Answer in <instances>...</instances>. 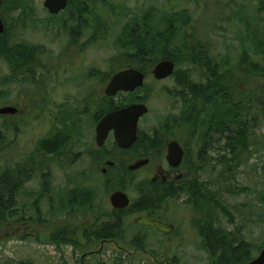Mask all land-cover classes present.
Wrapping results in <instances>:
<instances>
[{
  "label": "rangeland",
  "instance_id": "obj_1",
  "mask_svg": "<svg viewBox=\"0 0 264 264\" xmlns=\"http://www.w3.org/2000/svg\"><path fill=\"white\" fill-rule=\"evenodd\" d=\"M43 2L20 0L18 5L15 0H2L0 6L9 43L33 46L39 55L35 78L27 81L26 76H21L14 82L9 81V66L0 57V107L20 108L16 115L0 116V176L26 169L31 160L41 158L42 153L37 152L39 142L58 130L70 135V141L61 151L63 155L42 156L47 164L42 173L49 169L52 174L23 180L15 208L0 228V264H214L195 224L191 196L184 192L169 198L153 214L171 224L172 231L166 233L137 223L140 214H128L121 226L111 231L117 242L102 248L95 232L116 218L112 216L110 195L118 188L99 186L120 185V178H103L100 174L85 177V158L73 166L66 160L93 148L92 115L98 110L97 100L105 94L110 68H118L119 60L136 51L127 45L128 29H136L133 36L153 22L159 31L173 29L168 42L174 53L184 39H188L189 45H193V39H202L210 45V55L224 61L225 68L233 74L244 51H250L256 59L258 51L261 53L264 0H95L97 14L101 15L98 23L108 24L105 34L95 28L94 17L87 14L84 20L94 23L95 33L93 28L74 33L76 22L69 15L76 9L53 15ZM91 32L95 36L92 43L88 41ZM73 38L77 43H73ZM146 63L147 67L154 65L152 60ZM177 79L204 83L194 65L180 62L172 76L156 81L150 72L142 88L121 92L113 97V102L124 106L139 97L145 99L150 111L140 119L141 137L162 139L166 134L174 135L173 124H186L183 131L187 133L188 128L191 132L193 155L199 158L201 151L208 161V171L200 172L197 181L209 183L225 211L221 225L235 231L238 240L249 242L255 258L264 248V147L258 145L235 154L237 149L226 145L228 140L223 134V138L214 136L203 149L202 129L197 132L186 123L191 96L184 98L186 90ZM247 82L261 86L264 77L248 76ZM229 86L247 90L239 77ZM72 110L79 112L77 128L64 122L62 116ZM263 112L258 137L264 134ZM112 144L113 135L107 142L108 149H112ZM118 154L121 159L129 157L126 153ZM231 158L234 160L229 161ZM59 159L60 165L54 164ZM45 183L49 188H44ZM137 184L140 182H129V186ZM140 189L126 188L132 202L139 197ZM56 233L61 240L67 236L69 241L53 242ZM88 250L98 253L82 263V255Z\"/></svg>",
  "mask_w": 264,
  "mask_h": 264
},
{
  "label": "trees",
  "instance_id": "obj_2",
  "mask_svg": "<svg viewBox=\"0 0 264 264\" xmlns=\"http://www.w3.org/2000/svg\"><path fill=\"white\" fill-rule=\"evenodd\" d=\"M19 1L15 0L18 5L20 4ZM72 9L77 11L69 15L76 22L74 33L78 31L77 34H79L85 27H92L94 33L95 28L104 30H100L101 34L106 33L108 24L99 25L97 20L101 15L97 14L96 9L98 8L95 5V0H83L82 2L70 0L67 10ZM86 14L91 18L94 17L97 27L94 28V23L90 20H84ZM167 20L170 22L171 19ZM146 28L145 31L137 33L136 36H133L136 29L132 27L127 30L129 35L126 36V40L129 42L127 45L136 48L135 54L119 60V67L116 69L114 65L111 66L112 71L109 76L111 77L116 72L131 67L148 74L152 71V67L162 59H171L176 63V66L180 62L190 63L199 70L204 83H198L195 80L188 83L186 79H177V82L186 90L184 98L191 96L186 123L197 132L198 129H202V148H206L214 136L219 135L223 138V134H226L225 138L228 140L226 145L234 151L237 149L235 154H243L258 145L264 147V134L262 137L257 135L260 128L258 122L262 119L261 112L264 111V83L254 87L247 82L248 76H256L258 79L264 77V55L261 56L264 51V39L259 41L262 46L261 53L258 51L257 59L250 51H244L240 62L233 70L234 73L231 74L225 68L227 64L224 61H218L215 56L210 55V45L203 43L202 39H193V45H189L188 39L183 38V45L179 46L177 52L174 53L170 49V42H168L173 29L167 28L165 31H159L155 22L147 24ZM6 33L7 28L0 39V57L9 66V81H18V77L21 76H26L27 81L33 80L39 66L37 50L33 46L25 44L11 45ZM76 40L73 38V43H77ZM146 60H152V65H154L147 67ZM237 77L245 81L247 90L234 89L229 86L235 82ZM101 99L97 100L99 113L110 110V108L120 107L113 102L107 103ZM183 125L186 126L185 123ZM68 140L70 141V135L67 134L66 136L58 130L49 138H44L39 142L37 152L45 155L59 154L69 143ZM201 154L200 151L199 158L196 157L199 160L195 158L193 161L194 188L190 192L185 188L183 191L191 196V204L196 212L195 224L202 237L203 247L213 259L214 264H245L253 259L250 243L245 239L238 240L235 231H229L221 225L225 211L218 204L216 194L208 186V182L197 181L200 172L206 173L208 171L207 160ZM234 158L228 160H234ZM25 177H28L26 169L22 168L16 172H5L0 176V228L8 222L15 208V197ZM139 191V197L132 202L129 214L137 213L161 221L164 219L153 214L162 209L169 198L179 197H169L173 193L170 188H141ZM229 192L232 193V191ZM120 226V222L116 220L103 226L95 232L98 235L97 240H102L106 235L112 234L111 231H116ZM55 236L56 238L52 239L55 243L69 241L66 240L69 239L67 236L62 240L58 237V233Z\"/></svg>",
  "mask_w": 264,
  "mask_h": 264
},
{
  "label": "flooded vegetation",
  "instance_id": "obj_3",
  "mask_svg": "<svg viewBox=\"0 0 264 264\" xmlns=\"http://www.w3.org/2000/svg\"><path fill=\"white\" fill-rule=\"evenodd\" d=\"M71 12V10H65L64 12ZM74 12H77L76 10ZM92 27H85V30ZM83 32V30H82ZM3 35H0V39ZM95 36L92 34L89 35L88 41L92 43V40ZM157 81V80H156ZM179 85V84H178ZM180 86V85H179ZM105 91V88H104ZM101 100L106 101L107 103L113 102V97L107 96L106 94L101 95ZM145 102V99L139 97L136 99L134 103ZM114 103V102H113ZM146 103V102H145ZM6 106V105H5ZM13 106V105H12ZM114 106V105H111ZM125 106V105H124ZM2 107V106H1ZM18 111L15 114H2L0 116L6 117L11 115H16L20 112V108L15 106ZM123 107V106H120ZM119 107V108H120ZM119 108H110V110L100 111V113L95 111L94 115H92V123L95 124V138L93 141V148L88 152H81L70 156L66 162L68 164H75L77 160L81 158H85V162L83 163L82 175L85 177H97L102 176L103 178H107L108 176L119 177L120 185H101L99 188H118L115 191H126V188H170L172 194L171 196H176L178 193H183L185 191L184 188L190 192L192 188H194V159L196 158L191 149V132L187 128V133L183 131L185 128L183 126L184 123L179 122L175 123L174 135L166 134L162 139L155 138H147L141 137L142 133L139 128L138 130V139L137 142L134 143L129 148H121L115 140L114 132H110L108 138L106 139L103 146H99L96 140V127L99 121L108 113L117 110ZM79 112H75L72 110L70 113L62 114L64 122L74 125V128H77L79 121ZM186 131V129H185ZM182 134V135H180ZM113 135V144L112 149H108L107 142L111 139ZM110 138V139H109ZM177 142L179 146L182 148L183 157L179 164L169 162L167 156L169 153V147L171 142ZM85 149V148H84ZM156 149V151H154ZM118 153H126L129 155L127 159H121ZM51 155L61 156L62 152L59 154L50 153ZM72 154V153H71ZM42 153L41 158L36 159V161H32L26 167L27 176L31 178L33 181L37 175L49 176L52 174V171L49 169L43 170L42 167L46 166L43 160ZM65 156H62V158ZM61 158V159H62ZM44 159H46L44 157ZM61 159L54 162V164L60 165ZM148 159L149 162L145 165L141 166L138 169L131 170L130 165L136 163L139 160ZM64 161V160H63ZM130 181H139L140 184L129 186ZM44 188H49L46 186V183L43 185ZM81 188V187H80ZM83 188H94L92 187H83ZM113 191L112 193H114ZM186 191V192H187ZM128 194V193H127ZM112 195V194H111ZM110 195V196H111ZM129 195V194H128ZM130 197V196H129ZM131 199V197H130ZM132 202V201H131ZM131 206V205H130ZM129 207L123 209L114 208L111 204L112 208V216L116 217L114 220L124 221V217L126 218L129 214ZM173 228V227H172ZM92 240V239H90ZM102 248L107 243L117 242V239L114 238L113 233L106 235L102 240ZM98 251L96 250H88L82 255V263L86 257L96 255Z\"/></svg>",
  "mask_w": 264,
  "mask_h": 264
},
{
  "label": "water",
  "instance_id": "obj_4",
  "mask_svg": "<svg viewBox=\"0 0 264 264\" xmlns=\"http://www.w3.org/2000/svg\"><path fill=\"white\" fill-rule=\"evenodd\" d=\"M47 10L57 15L68 7L70 0H43ZM2 0H0V6ZM6 30L4 20L0 16V35ZM176 68V64L171 59H162L155 64L152 74L156 80H163L170 77ZM146 73L137 68L131 67L118 71L109 80L105 93L107 96L114 97L120 92H134L145 84ZM18 109L14 106H4L0 108V114H15ZM149 113V107L146 103H132L121 107L105 115L97 124L96 140L99 146H103L110 132H114L116 142L121 148H129L138 139V130L140 119ZM264 115V114H263ZM183 157L182 148L175 141L170 143L168 160L171 163L179 164ZM149 160H139L130 165L131 170L140 168L148 163ZM110 202L114 208L123 209L131 204V199L125 191H115L110 196ZM136 222L148 226H154L160 231L170 232L172 226L159 219L148 216H139ZM245 264H264V248L259 255Z\"/></svg>",
  "mask_w": 264,
  "mask_h": 264
},
{
  "label": "bare ground",
  "instance_id": "obj_5",
  "mask_svg": "<svg viewBox=\"0 0 264 264\" xmlns=\"http://www.w3.org/2000/svg\"><path fill=\"white\" fill-rule=\"evenodd\" d=\"M99 25H101V23H100ZM101 26H102V25H101ZM101 31H104V30H101Z\"/></svg>",
  "mask_w": 264,
  "mask_h": 264
}]
</instances>
